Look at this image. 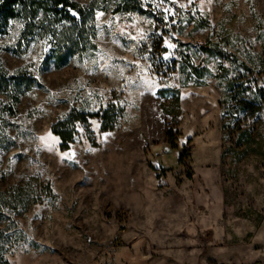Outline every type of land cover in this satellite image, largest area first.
Returning <instances> with one entry per match:
<instances>
[{"label":"rangeland","instance_id":"1","mask_svg":"<svg viewBox=\"0 0 264 264\" xmlns=\"http://www.w3.org/2000/svg\"><path fill=\"white\" fill-rule=\"evenodd\" d=\"M74 1L77 30L0 33L32 83L0 93V264H264V0Z\"/></svg>","mask_w":264,"mask_h":264},{"label":"trees","instance_id":"2","mask_svg":"<svg viewBox=\"0 0 264 264\" xmlns=\"http://www.w3.org/2000/svg\"><path fill=\"white\" fill-rule=\"evenodd\" d=\"M125 8L129 10H138L140 12H145L142 3L136 0H123ZM191 5L189 12H193ZM19 20L23 24V34L34 35L39 34L41 36H50L53 39L58 38L62 33L61 29L65 25H70L71 28L77 30L82 24L91 22L92 17L85 9L81 8L79 4L74 0H0V33L8 25L11 20ZM199 26L206 27L209 22L202 17L197 18ZM69 35V33H67ZM73 38V37H72ZM66 42H71L73 39L68 40L66 37ZM64 43V44H65ZM70 46V45H69ZM202 51L205 53H215L222 59H228L237 62L235 55L224 51L219 45L214 47H209L208 45H201ZM72 52H73V47ZM70 47H67L66 51L59 50L57 52V57L55 59L54 65L59 68L64 66L68 60L69 56L72 54ZM242 67L245 65L241 64ZM191 71L195 73L198 77H201L202 71L199 67L190 65ZM23 78L22 76H10L8 71L2 67L0 64V93L7 91L11 85H23L24 89H28L31 86V81ZM247 88H250L249 86ZM262 93L263 89L257 90ZM243 108L250 111H258L260 109L259 105L253 103L243 102ZM77 119L86 123L88 117H99L102 120V129H112L114 127V120H111L107 111L103 113H93V114H77ZM53 132L60 138V148L66 149L69 143L73 141L71 138L72 132L65 128V122H60L55 125ZM181 163H185L186 158H180Z\"/></svg>","mask_w":264,"mask_h":264}]
</instances>
